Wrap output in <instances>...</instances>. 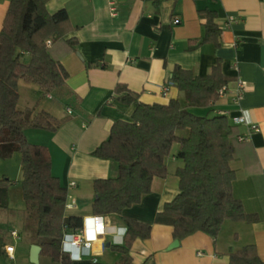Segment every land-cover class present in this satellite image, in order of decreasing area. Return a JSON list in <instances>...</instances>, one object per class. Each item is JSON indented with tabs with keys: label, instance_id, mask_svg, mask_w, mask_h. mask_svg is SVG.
Masks as SVG:
<instances>
[{
	"label": "crops",
	"instance_id": "1",
	"mask_svg": "<svg viewBox=\"0 0 264 264\" xmlns=\"http://www.w3.org/2000/svg\"><path fill=\"white\" fill-rule=\"evenodd\" d=\"M10 1L0 0V30ZM113 2L115 13L108 0H48L47 12L64 10L71 27L62 40L48 47L49 56L68 74L65 87L62 92L45 95L33 84L18 82L20 112L28 113L31 119L45 112L65 121L55 132L38 128L25 131L31 144L48 149L51 174L75 203V209L65 214L103 228L92 240L89 256L68 259V264H115L120 257L112 250L123 245L125 227L119 216L95 217L91 211L94 180L114 179L118 174L114 162L92 155L108 139L112 125L130 122L135 103L160 106L178 100L185 107L183 92L169 80L173 69L178 66L204 77L217 63L229 79L223 96L207 108L188 111L227 119L234 147L232 195L257 221H224L216 238L198 232L179 241L174 239L172 227L155 224V215L178 194L175 171L182 167V161L175 143L164 160L167 175L153 178L149 194L121 214L151 227L149 238L132 243L130 257L132 264H230L231 254L253 245L264 264V0ZM204 11L216 14L213 22L221 30L217 48L211 43L200 44L205 35V20L200 15ZM174 20L178 23L172 24ZM190 42L198 46L189 50ZM24 59L27 62L29 57ZM118 86L125 89L117 92ZM125 96L134 101L122 103L120 98ZM239 117L243 123L236 122ZM175 133L184 138L188 132ZM18 170L19 154L0 160V180H10L8 209L0 210V264H33L29 251L35 244L23 229L26 207ZM2 226H6L5 232ZM12 230L18 232L19 240L10 237ZM8 246L13 247L12 258L5 251ZM38 261L59 264L41 254Z\"/></svg>",
	"mask_w": 264,
	"mask_h": 264
},
{
	"label": "trees",
	"instance_id": "2",
	"mask_svg": "<svg viewBox=\"0 0 264 264\" xmlns=\"http://www.w3.org/2000/svg\"><path fill=\"white\" fill-rule=\"evenodd\" d=\"M47 1L11 0L0 30V160L20 155V184L26 207L24 232L41 248V255L55 263L68 264V257L61 253V240L64 234L81 230L83 222L65 214L67 193L51 174L48 149L31 144L25 135L27 129L55 132L65 121H57L45 112L31 119L28 113L17 109L19 81L33 84L50 95L62 92L68 77L62 65L49 56L47 43L62 40L71 27L64 10L47 12ZM200 15L205 20V35L200 44L219 47L221 30L213 22L216 14L204 11ZM197 46L190 42L188 48ZM25 56L29 57L27 62ZM170 78L183 92L185 107L178 100L160 106L135 103L131 121L115 122L108 139L92 154L118 167L116 178L94 180L91 207L93 216L117 215L125 227L123 245L112 247L120 254L115 264H132V243L150 236L149 224L123 218L121 214L149 194L153 178L167 175L164 160L175 143L179 145L177 156L182 161V167L175 171L178 194L155 215V224L172 227V235L179 241L198 232L216 238L224 221H257L232 195L235 174L230 162L234 147L227 119L197 116L188 111L215 103L229 79L222 75L219 63L204 77L176 66ZM124 89L116 87L117 92ZM120 101L134 100L125 96ZM177 131L188 133L180 138ZM8 187L10 180H0V210L8 209ZM229 263L262 264L253 245L231 254Z\"/></svg>",
	"mask_w": 264,
	"mask_h": 264
},
{
	"label": "built area",
	"instance_id": "3",
	"mask_svg": "<svg viewBox=\"0 0 264 264\" xmlns=\"http://www.w3.org/2000/svg\"><path fill=\"white\" fill-rule=\"evenodd\" d=\"M108 4L110 6V9L112 13L114 12V2L113 0H108ZM177 20H174L172 24H177ZM50 42L48 41L47 46L49 47ZM242 89L241 84L239 85V91ZM226 88H222L218 95L219 97H222ZM237 123H243L244 119L243 117H239L236 120ZM251 129L253 131H256L257 127L255 125L251 126ZM71 187H75L74 183H71ZM75 203L71 196L66 195V204H65V212H71L75 209ZM94 220V218H93ZM85 224L88 227V236L85 235V229L78 230L76 232L72 233H66L63 235V238L61 240V253L66 255L70 261H77L80 260L81 258H84L86 256H89L90 254V247L92 240L95 238L96 235L99 233H102L103 228L100 226L99 228L94 227L92 225V221H87L85 219ZM93 226V227H92ZM10 237L19 240V235L18 232L15 230L10 231ZM6 253L12 258L13 254V247L8 246L5 248Z\"/></svg>",
	"mask_w": 264,
	"mask_h": 264
},
{
	"label": "water",
	"instance_id": "4",
	"mask_svg": "<svg viewBox=\"0 0 264 264\" xmlns=\"http://www.w3.org/2000/svg\"><path fill=\"white\" fill-rule=\"evenodd\" d=\"M176 245V243H175ZM41 252V248L37 245H31L30 247V251H29V262L33 263V264H37L38 261V256Z\"/></svg>",
	"mask_w": 264,
	"mask_h": 264
},
{
	"label": "rangeland",
	"instance_id": "5",
	"mask_svg": "<svg viewBox=\"0 0 264 264\" xmlns=\"http://www.w3.org/2000/svg\"><path fill=\"white\" fill-rule=\"evenodd\" d=\"M20 91H21L22 100H23V98L25 97L24 91H23V89H21ZM17 174H18L19 177H21V171L20 170H18V173ZM1 229H2L3 232H5L6 226H2ZM26 235L28 236V234H26Z\"/></svg>",
	"mask_w": 264,
	"mask_h": 264
},
{
	"label": "clouds",
	"instance_id": "6",
	"mask_svg": "<svg viewBox=\"0 0 264 264\" xmlns=\"http://www.w3.org/2000/svg\"><path fill=\"white\" fill-rule=\"evenodd\" d=\"M83 229H85V235L88 236V234H89L88 227L86 224H84V222H83Z\"/></svg>",
	"mask_w": 264,
	"mask_h": 264
}]
</instances>
